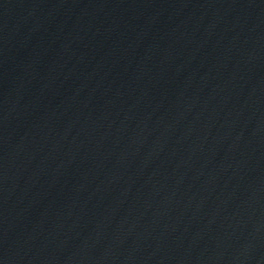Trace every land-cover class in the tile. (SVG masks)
<instances>
[{
  "label": "water",
  "instance_id": "1",
  "mask_svg": "<svg viewBox=\"0 0 264 264\" xmlns=\"http://www.w3.org/2000/svg\"><path fill=\"white\" fill-rule=\"evenodd\" d=\"M264 45V0H0V224L143 143Z\"/></svg>",
  "mask_w": 264,
  "mask_h": 264
}]
</instances>
